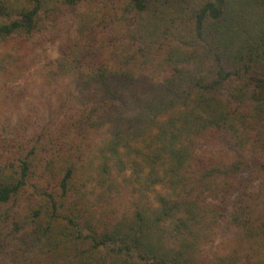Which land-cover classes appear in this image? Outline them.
Here are the masks:
<instances>
[{
  "label": "trees",
  "instance_id": "1",
  "mask_svg": "<svg viewBox=\"0 0 264 264\" xmlns=\"http://www.w3.org/2000/svg\"><path fill=\"white\" fill-rule=\"evenodd\" d=\"M1 109L0 264H264V0H0Z\"/></svg>",
  "mask_w": 264,
  "mask_h": 264
},
{
  "label": "rangeland",
  "instance_id": "2",
  "mask_svg": "<svg viewBox=\"0 0 264 264\" xmlns=\"http://www.w3.org/2000/svg\"><path fill=\"white\" fill-rule=\"evenodd\" d=\"M58 48H59V40L54 44H49L45 50H41L34 56L33 62L31 65L30 72L28 76L32 77L35 76L37 68L41 67L48 59H55L58 56ZM1 117L6 115H11V111L6 109L5 113L3 114L2 109L0 110ZM205 149H208L207 146H202L199 148L198 153H201Z\"/></svg>",
  "mask_w": 264,
  "mask_h": 264
}]
</instances>
